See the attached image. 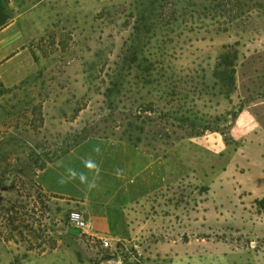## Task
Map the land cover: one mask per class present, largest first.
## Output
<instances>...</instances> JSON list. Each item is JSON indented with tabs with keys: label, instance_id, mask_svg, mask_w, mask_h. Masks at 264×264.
I'll use <instances>...</instances> for the list:
<instances>
[{
	"label": "rangeland",
	"instance_id": "1",
	"mask_svg": "<svg viewBox=\"0 0 264 264\" xmlns=\"http://www.w3.org/2000/svg\"><path fill=\"white\" fill-rule=\"evenodd\" d=\"M5 7H35L45 30L23 78L0 77V264H264V0ZM89 139L168 156L124 236L76 227L80 199L38 182Z\"/></svg>",
	"mask_w": 264,
	"mask_h": 264
},
{
	"label": "crops",
	"instance_id": "2",
	"mask_svg": "<svg viewBox=\"0 0 264 264\" xmlns=\"http://www.w3.org/2000/svg\"><path fill=\"white\" fill-rule=\"evenodd\" d=\"M34 9L17 7L15 11H7L5 7L0 10V77L5 84H14L23 78L25 66L22 58L30 56L31 41L40 34L38 32L45 30L44 25L37 22L39 14ZM242 111L244 114L245 110ZM250 122L244 117L241 127H247ZM248 132L256 131L245 129L241 137ZM96 146L100 147L99 154L93 152ZM260 148L264 150V145ZM87 156H92L100 164L98 188L87 191L78 181L65 185L58 183L66 167L82 169L81 159ZM167 159V155L158 157L124 141L89 139L42 169L37 178L44 192L62 195L68 200L80 199L81 211L92 220L96 235L124 236L128 231L127 207L168 183L164 178ZM117 169L123 172L121 178L115 174Z\"/></svg>",
	"mask_w": 264,
	"mask_h": 264
},
{
	"label": "clouds",
	"instance_id": "3",
	"mask_svg": "<svg viewBox=\"0 0 264 264\" xmlns=\"http://www.w3.org/2000/svg\"><path fill=\"white\" fill-rule=\"evenodd\" d=\"M100 147L96 146L93 152L100 153ZM82 169L78 170L73 167H66L64 173L61 174L58 183L61 185L69 184L78 181L80 185L84 186L85 190L91 191L98 188L100 180V164L93 159L92 156H87L81 159ZM62 166V165H61ZM117 178L123 175L122 170H116Z\"/></svg>",
	"mask_w": 264,
	"mask_h": 264
},
{
	"label": "built area",
	"instance_id": "4",
	"mask_svg": "<svg viewBox=\"0 0 264 264\" xmlns=\"http://www.w3.org/2000/svg\"><path fill=\"white\" fill-rule=\"evenodd\" d=\"M72 221L74 222L76 227L84 230L85 232L89 233V232L93 231L94 224H93L92 220L86 218L85 216H83L79 212H74L72 214ZM101 240L105 246L110 245L109 239L101 238Z\"/></svg>",
	"mask_w": 264,
	"mask_h": 264
},
{
	"label": "trees",
	"instance_id": "5",
	"mask_svg": "<svg viewBox=\"0 0 264 264\" xmlns=\"http://www.w3.org/2000/svg\"><path fill=\"white\" fill-rule=\"evenodd\" d=\"M234 72V71H233ZM225 140H228L227 138H225ZM255 205L257 206L258 210L263 211L264 212V197L261 198H256L254 201ZM9 224H14V220L9 221ZM19 228L18 225H15V230H17Z\"/></svg>",
	"mask_w": 264,
	"mask_h": 264
}]
</instances>
